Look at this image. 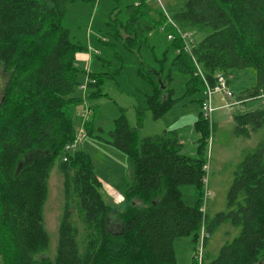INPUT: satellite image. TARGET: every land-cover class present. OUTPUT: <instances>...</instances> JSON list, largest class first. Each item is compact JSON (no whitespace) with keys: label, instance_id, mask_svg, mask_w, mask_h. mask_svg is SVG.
Segmentation results:
<instances>
[{"label":"trees","instance_id":"obj_1","mask_svg":"<svg viewBox=\"0 0 264 264\" xmlns=\"http://www.w3.org/2000/svg\"><path fill=\"white\" fill-rule=\"evenodd\" d=\"M102 1L111 6L107 23L111 41L102 43L115 50L116 59H100L101 72L89 74L95 83L89 84L87 101L94 115L86 124L87 137L96 132L90 101L107 96L105 84L118 83L123 75L116 43L139 55L149 46L150 34L166 25L165 11H156L152 0H0V67L9 75L0 100L1 263L175 264V240L192 238L197 243L205 219L210 233L226 223L239 229L206 264H264V140L237 166L227 211L212 221L201 211L207 177L204 151L211 133L201 113L195 123L200 135L198 157L193 158L180 153L175 131L140 141L137 128L122 110L108 142L135 165V183L121 192L123 207L107 201L106 186L90 154L78 150L63 160L65 147L76 137L75 108L83 102L78 88L84 71L77 64V54L87 51L73 39L65 22L70 7L75 12L88 7L95 13ZM174 18L184 31L189 27L212 30L193 49L211 85L220 74L249 69L255 73V84L232 101L246 104L264 98V0H185ZM166 30L176 35L168 45L175 52L172 65L188 77V95H203L201 105L205 84L195 75L193 57L184 51L175 30ZM142 67L141 76L154 87L144 112L150 110L159 119L176 101L169 86L172 79ZM138 112L141 125L144 113ZM233 120L236 135L250 137L264 129V108L235 113ZM28 154H34L32 162L20 168ZM58 161L65 206L52 259L43 257L50 245L44 208ZM186 185L197 190L194 205L184 201L181 187ZM73 208L86 230L83 250ZM190 264L197 262L193 258Z\"/></svg>","mask_w":264,"mask_h":264},{"label":"rangeland","instance_id":"obj_2","mask_svg":"<svg viewBox=\"0 0 264 264\" xmlns=\"http://www.w3.org/2000/svg\"><path fill=\"white\" fill-rule=\"evenodd\" d=\"M152 5L156 11L163 10L175 19V14L184 8L185 0H152ZM110 10L111 6L109 7L105 1L100 3L95 13L88 7L76 12L71 7L68 10L66 26L71 31L73 39L87 47L86 52L77 54V64L80 62L78 66L84 71L81 76V84L85 83L87 79L86 73L101 72L102 61L100 59L106 61H115L116 59L115 50L102 43L111 41L107 35ZM185 30L192 35L195 46L212 33L210 28L204 27H189ZM168 45L167 35L161 27L150 34L149 46H144L139 55L129 52L121 44L116 43L117 52L122 59L119 66L122 67L123 75L118 78V83L108 81L105 84L103 92L107 96L93 101L95 136H99V138L87 137L79 146V150L90 154L96 174L106 186L104 194L109 203L114 201L116 205L122 204L123 207L125 200L121 196V192L126 189L128 184L135 183L133 160L108 142L110 140L109 133L115 129V120L122 114V110L125 112L129 124L137 128L140 141L147 137H156L168 131H175L181 144L180 153L193 158L198 157L200 135L195 131V123L201 113L199 100L203 95L187 94L188 77L180 74L173 67L172 60L175 52L168 50ZM161 61L164 63L161 64ZM143 65L172 79L169 86L174 91L176 101L172 108L159 119H155L150 110L144 112L147 109V97L153 94L154 87L141 76L140 69L143 68ZM226 77L230 82L232 92L237 97L255 84V73L249 69L234 70ZM8 80L9 75L0 67V100ZM221 99L223 96H215V106L221 105ZM80 108L82 109L78 113H81L85 107L82 104ZM262 108H264V98L236 105L232 109L218 110L213 114L212 122L208 121L211 133L204 151L208 169L207 185L205 183L203 189V200H205L207 186L210 196L204 206L206 215L211 221L217 214L227 211L228 192L233 184L237 166L264 140V129L253 132L250 137L236 135V125L231 116L235 113ZM141 110L144 115L141 125H139L138 111ZM97 128L102 130L98 131ZM33 155L28 154L21 162L20 168L30 164ZM60 164L61 161H58L51 172L49 195L44 208L45 228L50 237V245L43 257L52 259L56 256L59 225L65 206L64 176L60 170ZM181 191L185 203L194 205L197 201V190L194 186H182ZM72 210V220L80 231L79 243L83 250L86 236L85 226L76 208ZM238 234L239 229L229 223L215 229L205 245V258H215L224 244L231 242ZM174 246L177 256L175 264H188L194 258L198 245L192 241V238H179L175 240ZM0 264H2L1 259Z\"/></svg>","mask_w":264,"mask_h":264},{"label":"built area","instance_id":"obj_3","mask_svg":"<svg viewBox=\"0 0 264 264\" xmlns=\"http://www.w3.org/2000/svg\"><path fill=\"white\" fill-rule=\"evenodd\" d=\"M166 17H167V23L165 26L161 28L167 35V41L173 42L176 40V35L166 30L167 27H172L175 30V32L180 36V38L183 40L184 51L193 57V49L195 48V45L193 44V41H192V35L189 32L184 31L176 23V21L172 17H170L167 13H166ZM193 60L195 62L196 69H197L195 75L201 77L205 84L204 97H203V102L201 104V114L204 120H206L207 122L208 121L212 122L211 120H212L213 114L219 109L215 106V96L216 95L223 96L225 100V104L223 105L222 108L232 109L234 106L241 104V102L231 101L232 99L235 98V95L230 88V83L226 76L222 74L218 75L215 84L211 85L209 81L206 79V75L201 65L196 61L194 57H193ZM86 74H87V79L85 83L79 86L80 90H78L81 93V97L83 98L82 104L84 105L85 108L81 113H77L76 137H75V140L71 144H68L65 147V154L67 155L63 159L65 162L68 160V155L73 154L75 151H78L81 143L84 142L85 139L87 138L86 124L91 119V117H93L94 115L93 110L90 108V105L87 101V95L89 93V84L95 83V81L90 78L89 72ZM204 169L207 172L208 167L205 166ZM205 183L207 185V177L205 179ZM205 194L206 196H205L204 203L206 204L210 196V192L207 186H206ZM201 211L204 217L206 218L207 216L206 208L204 205L202 206ZM206 223L207 222L204 219V223L202 225V228L200 229L199 240L197 242V245H198L197 251L194 256V259L197 262V264H206L205 245L212 236L211 233L207 230Z\"/></svg>","mask_w":264,"mask_h":264},{"label":"crops","instance_id":"obj_4","mask_svg":"<svg viewBox=\"0 0 264 264\" xmlns=\"http://www.w3.org/2000/svg\"><path fill=\"white\" fill-rule=\"evenodd\" d=\"M75 11V10H74ZM79 65H80V62L78 63ZM90 73H92V72H90ZM78 96H81V93L78 91ZM95 100V99H94ZM94 100H91L90 101V103H91V106H93V101ZM232 101V100H231ZM225 104V100H224V98L223 99H221V105H219V106H216L217 108H219L218 110H226V109H223L222 107H223V105ZM80 107H82V104L80 103L76 108H75V113H76V115H77V113L82 109V108H80ZM93 107H95V106H93ZM217 110V111H218ZM231 118H233V116H231ZM97 129H99V128H97ZM101 129V128H100ZM168 131V130H167ZM158 136V135H157ZM181 142H182V140H181ZM101 180V179H100ZM102 181V180H101ZM111 190H113V191H115L114 189H111ZM116 193H117V191H115ZM120 195V194H119ZM112 203H114V201H112ZM115 204V203H114ZM208 217V216H207ZM191 262H189L188 264H190Z\"/></svg>","mask_w":264,"mask_h":264},{"label":"water","instance_id":"obj_5","mask_svg":"<svg viewBox=\"0 0 264 264\" xmlns=\"http://www.w3.org/2000/svg\"><path fill=\"white\" fill-rule=\"evenodd\" d=\"M160 83L162 84V81H160ZM162 87L165 88V86L162 84Z\"/></svg>","mask_w":264,"mask_h":264}]
</instances>
